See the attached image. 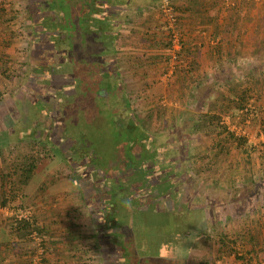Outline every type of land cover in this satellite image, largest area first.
<instances>
[{
    "label": "rangeland",
    "instance_id": "obj_1",
    "mask_svg": "<svg viewBox=\"0 0 264 264\" xmlns=\"http://www.w3.org/2000/svg\"><path fill=\"white\" fill-rule=\"evenodd\" d=\"M120 1L129 7L126 3L116 7V18L109 19L102 29L114 38L112 42L108 40V51L107 43L103 48L96 43L84 44L91 41V31L96 26L94 22L87 25L83 18L90 6L94 9L96 0H0V8L5 11L0 18V237L19 238L15 232L7 231V224L16 219L15 212L31 207L32 221L41 231L38 235L45 250L42 264L46 253L58 247L66 250V255L61 254L59 260L64 264H87L64 260L71 255L86 262L92 260L89 264H128L122 251L117 252L107 238L100 241L101 230L96 226L101 221L100 204L94 195L92 208H87L83 196L87 190L82 187L90 183L88 177L103 178L104 168L96 171L92 162L95 160L103 166L116 148H119L117 159L111 168L115 171L123 167L124 152L121 147H115L117 141L113 142L119 130L109 124L107 114L106 118L95 116L103 127L86 118L84 121L82 111L89 98L76 96L68 100L66 113L55 115L50 109L58 107L65 95L59 73L67 71L63 62L66 45L57 44L51 37L63 36L60 30L69 27L76 35L74 52L78 71L85 65V57L89 66L107 69V76L111 77L108 83H116L121 88L132 113L140 123L147 122L148 133H157L158 142L166 145L164 151L169 155L165 154V158L162 151L157 161H170L175 163L174 170L182 169L180 182L171 192L172 199L162 195L165 191L162 188L158 196L155 187L163 182L157 181L153 171L147 175L150 180L146 184L153 189L138 184L141 211L132 220L139 253L150 259L151 264H264V66L255 69L247 59L237 66L232 62L234 51L225 55L221 45L209 48L212 47L209 41L204 43L199 36L201 32H206V37L218 27L226 28L231 24L227 22L230 11L241 8L244 15L236 21L241 26V35L244 34L240 42H232L230 38L221 41L223 45H237L243 60L249 45L261 43L264 0H249L247 4L241 0H206L205 5L202 0H195L194 12L184 13L179 22L175 15H181L174 7L187 4L186 0ZM105 7L112 14L113 7L109 4ZM168 8L175 17L174 23L164 13ZM59 19L61 29H46L48 21L55 23ZM251 24L258 30L254 31ZM174 34H177L178 46L174 45ZM83 40L86 41L83 43ZM201 42L200 51H196V45ZM190 47L194 50L193 56L185 55L184 51ZM261 51L264 53V49ZM199 55L205 59L202 68L196 62ZM205 73L208 76L202 79ZM42 79L51 82V86L45 87ZM66 89V94H72L69 87ZM242 95L245 97L243 111L236 102ZM146 96L150 99L145 100ZM149 101L152 106L146 108ZM150 111L153 116L147 119ZM218 126L226 127L236 138L243 137L245 144H234L222 134L216 138V143L221 145L218 150L210 144ZM80 136L85 140L77 146L95 148L99 156L94 159L91 153L85 157L79 155L82 161L76 164L59 148L64 147V141ZM39 142L47 145L49 163L43 167L39 161L37 172L25 184L20 181L17 167L31 151L38 149ZM51 148L56 150V156ZM166 171L157 174L159 178L167 177ZM12 192L14 199L8 197V203L2 206L3 197ZM128 192L135 194L134 190ZM48 203L52 209H47ZM41 206L46 208L41 210ZM49 211L55 219L46 225L49 231L45 234L44 223ZM38 213L42 214L41 219ZM108 230L105 228L101 237ZM30 236H20L22 242L16 247L20 251L26 249L24 253L32 259L37 242ZM48 236L53 240L48 241ZM130 262L145 264V259L137 262L133 255Z\"/></svg>",
    "mask_w": 264,
    "mask_h": 264
},
{
    "label": "trees",
    "instance_id": "obj_2",
    "mask_svg": "<svg viewBox=\"0 0 264 264\" xmlns=\"http://www.w3.org/2000/svg\"><path fill=\"white\" fill-rule=\"evenodd\" d=\"M186 1H187V4H182L180 7L179 6L174 7V11L177 13H180V15H181V16H176L177 14L175 15L176 22H179L181 20V17L185 16L184 13L189 14V13L194 12V10H195V9H193V5H194L193 3H195L196 1L195 0H186ZM218 1H220V0H217L216 2H218ZM224 1H226V0H224ZM237 1L238 0H234V2H237ZM248 1L249 0H241V2H243L245 4H247ZM205 2H207V1L202 0L203 5H205ZM221 2H223V0ZM125 3L126 2L122 3L120 0H116V1L96 0V3H95L96 6H94V9L92 8V6H90L89 7V13L85 14V16L83 18L84 19L83 21L85 23L87 22L86 23L87 25H90V22H94L96 27L93 26V29L91 31L92 32L91 33L92 34L91 41L88 43H84L86 40H83V43L85 45H88L89 43H90L89 45H94L96 43V44L102 46V48L107 43V48H105V49H108V51H109L108 42L113 40L114 38L107 36V34H105L104 31H102V29H104L103 25L109 19L116 18L115 15H116L117 8H119L120 6H124ZM104 4L105 5L109 4V6L113 7L112 14H110L106 11V7ZM231 4L233 5L232 2H231ZM129 5H130V3H129ZM126 6H128L127 3H126ZM226 6H227V4H226ZM0 9H1L0 12L2 13V14H0V18H2L4 16L3 14L5 13V11H4L3 7ZM91 15L93 17L90 19ZM242 15H244V11L241 8L236 7V9L235 8L232 9V11H230V13L228 15L229 20H227V22L231 23V24L226 23V24H228L227 27L225 26L227 29L223 28V26H222V28L218 27L215 31L210 32L209 35H207L206 37H204L206 35V32H201L199 34V36L201 38L200 41H202L204 43L206 41H209V44L212 45V47L214 46L215 48L219 47L218 45L221 44V40L222 41L228 40V38H230V40L232 42H237V43L240 42V40L244 34L241 35V33H240L241 26L236 25V21H240L242 19ZM263 18H264V12H263ZM209 21H211V20L209 19ZM61 22H62L61 20L58 22H55V23H54V20L48 21L49 25L45 24V26L47 27L46 29L51 30V27H52L54 29V31H56L60 27ZM251 25L255 27L254 31L258 30V27L255 26V24H251ZM176 26L178 27L179 25L176 24ZM60 29H61V27H60ZM73 31H72V29H69V27H67L65 29V31L63 29H61L59 32L63 36H61L60 34L59 35H53L52 34L53 36L51 35L53 37V38L51 37V39H54L57 42V44L59 42H60L59 44H61V42H64L66 45V48H65L66 50L64 51L65 55L63 56V58H64L63 62L67 66L66 67L67 71L59 73V76L61 78H63L64 84L62 86L63 87L62 90L65 93V95H64V97H62L60 99V104H58V107L55 106V107L50 108V109L54 112L55 115L60 114L59 112L62 113V111L66 113L67 110L65 109V105H67L68 102H70L72 100V98H74L76 96H78V97L80 96L81 98H89L90 99L88 101L89 103L86 102L87 104H84V110L82 111L85 115V117H83L84 121H86V119H87V121L92 120L93 122H95L94 125L97 124L96 125L97 127H103L101 124L96 122L95 116L106 118L105 114H107V116L110 117V118L108 117L109 124L113 125V127L115 129L117 128L119 130V131H117L118 132V134L116 135L117 138L115 136L113 137V142L117 141L115 143V145H116L115 147H118V146L121 147L122 151L124 152L123 153L124 159L127 160L128 164L131 165V164H133V162L137 163V168L134 164H133L134 168L133 167L132 168L134 170L133 171L134 174L139 173L140 176L139 177H135V176L131 177L129 182L133 183V184L130 185V191H133V190L135 191L138 187V184H140L141 186H145L149 190L153 189V187L151 188V186L146 185L150 180L147 178V175L153 171L154 173H156V177L158 178L157 181L163 182L162 185H160L159 187L156 185H155L156 187L154 186L155 191L158 192V196L161 194V188H162L165 190L162 195H165V196L168 195V197L172 199L173 195L171 194V192L173 193V190H175L178 183L180 182L178 180V178L182 173V169L178 168V169L174 170V167H175L174 164L175 163H172L170 161H162V160L157 161V158H159L158 156L160 153H162V151L164 152L163 156L165 158H167L166 155H169L168 153H166L167 151H164L166 145L158 142L159 141V135L157 133L156 134L155 133L154 134L148 133V126H146L147 122L141 121V123H140V120L137 118V116L132 113L131 107L128 104L129 100H128V98L127 99L125 98V93L121 90V88L118 87V85H116V83H113V85L108 83V81L111 79V77H110V75L107 76V73H106L107 69H105L101 66H100L101 68H99V69L94 68V66H89L88 65V59L85 57V59L83 58V61L85 60L83 62L85 65L81 71H78V68H76V60H75V52H74V50H75L74 44H75V40H76V39H74V37L76 35ZM215 40H217L216 43L213 42L215 45L211 44L212 41H215ZM202 42L200 44L196 45V48H195L196 51H200ZM181 45H183V44H181ZM191 50H192V47L186 49V51H184V52H186L185 55L188 56L191 54L193 56L194 50H192V52H191ZM182 54L184 55L183 51H182ZM99 57H101L102 59L104 58L103 56H99ZM92 58H94V57H92ZM190 61L192 62L193 60L191 59ZM98 78H101V79H98ZM204 78H205V76H204ZM66 87H67L66 90H68V87H69L70 88L69 90L73 91L72 94H69V93L66 94V92H65ZM55 91L59 92V89H56ZM0 95H1V93H0ZM89 95H90V97H89ZM60 96H62V94H60ZM147 99H150V98L148 96H146L145 100H147ZM68 100H70V101H68ZM246 100H247V98H246ZM236 102H237L238 108H240V110L243 111L245 108L244 103H243V102H245V97H243V95L238 97ZM42 104L44 106L46 105V103H42ZM89 104L91 106L88 107ZM112 105L115 106L114 109H112V107H113ZM122 105H125V106H122ZM110 106H112V107H110ZM121 106H122V108H121ZM145 106H146V108L152 106V102L149 101L148 104L146 102ZM245 111L247 112L248 110H245ZM86 114H88L87 116H90V118H88L86 116ZM121 114H123V116ZM151 114H152V112L150 111L147 119H149L153 116ZM66 120H67V118H66ZM93 122H92V124H93ZM99 125H101V126H99ZM65 127H66V122L64 123V128ZM217 128H218V131H217V129H215V131L217 133L215 134V137L211 139L210 144H213L218 150H219V148H221V145H220V143H216L217 142L216 138L218 136L221 137L222 134H224L227 139L228 138L231 139V141L234 142V144H235V142L236 143L240 142L242 144L243 143L245 144V139L243 137L236 138V136H234L233 133L229 132L226 129V127L221 128L220 126H218ZM92 130H94V128ZM92 132H95V130ZM89 133H91V132H89ZM123 134H125L124 139L122 138ZM122 139L124 141H122ZM84 140H85L84 136H80L77 138L71 137L70 141L69 140L64 141V147L63 146H61L60 148H59V146H57V147L60 149V152H62V150L63 151L65 150L66 154L71 156V158L73 159V163H76V164H79L80 159L82 161V158L79 155L85 157V156H88L87 153L88 154L91 153L92 156L94 157V159H95V157L97 158V156H99V155H98V153H96L95 148H93V149L88 148L84 145L81 147L77 146L78 143H83ZM102 141H103V139H102ZM36 144L39 145L40 147L38 146L37 150L34 149L33 151H31V154L28 155L27 158L22 161V164L17 167V169L20 173V176H21L20 181H22L25 184L29 183L32 180L35 173L37 172V168H39V166H38L39 161L41 162L43 167L49 163V158H48V151L49 150L46 147L47 146L46 143L39 142ZM102 146L103 145H101L100 150H102V148H103ZM232 146H233V144H231V147ZM240 146H242V145L240 144ZM118 149L116 148L113 150L112 154L109 155L108 160L114 161L117 159V158H115V155L117 154ZM51 152H53L52 153L53 156H56V153H55L56 150L55 149L51 148ZM217 153L214 154V156H217ZM134 155L135 156L138 155V157H140V159L133 158ZM108 160H106V161H108ZM149 162L151 163V165H148V164H150ZM158 162H162V163H158ZM138 163L140 164L139 167H138ZM85 164L86 163H84V165ZM87 165L88 164H86L85 166H87ZM103 166H104V164H103ZM103 166L100 165V163L95 162V160L92 162V167H94L98 171H100ZM157 168L159 171H156ZM162 170H167L166 171L167 177H160L159 178V175H157V174H161ZM174 179H177V182H174L173 181ZM87 180H89L90 184H92V182H93L94 183L93 187H95V182H96L95 180L91 179L90 177H88ZM97 180L99 181V177L97 178ZM84 186L85 185H83V187ZM111 186H112V188L109 189V191H107V194H108L107 196L108 197L110 196V200H108L109 207L106 208V212L109 210L111 212L109 218L112 221H115V224L113 226V229L115 230L114 235L116 234L117 236L122 237V238L130 237L132 240V243L134 244L131 257L134 255V259L137 262L140 261L141 258H143V259H145V264H148V263H150L149 262L150 259L144 258L143 257L144 255L139 253V250H138L139 247L136 245V240L134 238L135 237L134 236L135 235V232H134L135 226L133 225L132 218H133L134 214L141 211L138 207L139 204L135 203V201H133L130 198L132 195H130V196L119 195L120 192L115 187V185H111ZM166 192H167V194H166ZM12 194L14 195V193L12 192V193L5 195L3 197L2 201H1L2 206H6V204L8 203L7 200L9 198L14 199ZM110 205H112L114 207L115 212H112V210H111L112 207H110ZM100 214H101V216L105 215L104 213H101V212H100ZM9 222L10 223L7 224V226H8L7 231L9 230V232H15L16 235L19 237L20 236L26 237V236H28V234H31L33 231L37 232V234H39L41 232L38 228L35 227L34 224H30L29 221L12 219V221H9ZM155 234L156 233H154V235ZM40 240L42 242V239H40ZM130 244H127L126 246L122 245L123 249L129 250V246H131ZM124 256H126L125 253H124ZM131 257H129L128 260L126 261L129 264H131V262H130ZM151 257H153V256H151ZM203 264H208V263L205 262Z\"/></svg>",
    "mask_w": 264,
    "mask_h": 264
},
{
    "label": "flooded vegetation",
    "instance_id": "obj_3",
    "mask_svg": "<svg viewBox=\"0 0 264 264\" xmlns=\"http://www.w3.org/2000/svg\"><path fill=\"white\" fill-rule=\"evenodd\" d=\"M44 83H46L45 80L47 79H42ZM50 83V84H49ZM49 83H46L45 87H49L51 86V82ZM47 87V88H48ZM135 159H140V157H136ZM106 163H104V166L102 168L103 171H102V175H103V178H100L99 177V181L96 179L95 181H97V184L95 182V189H90V191L94 192V193H90V191H88V188H90V186H94V183L92 182V184H85L84 183V191L86 192H83V196L85 198V200L87 201L85 203L86 207L90 209L92 208V204L90 205L91 202H93V200H95L93 197L94 195H97V198L99 201V212L101 213H104L105 215L101 216V221L100 222H97L98 224H96V226L99 228V230H101L99 232V238H101L100 241H102V238L105 237L108 239L107 242H109V244H112L113 245V248H115V250L117 251L119 249V251L121 250L122 253H123V258L124 260H128L129 257H131V254H132V249L134 247V244L132 243V240L130 237H125V238H122V237H119L117 236L116 234L114 235V229H113V226L115 224V221H112L109 217H110V211L108 210L106 212V208L109 207V203H108V200H110V196L108 197L107 195V191H109V189L112 188L111 185H115V187L119 190V195H125V196H130L132 195L130 198L135 201V203H138L140 201L139 197L137 196V194L139 193V191L137 192L138 190V187L137 189L135 190V194L134 193H130L128 191H130V185L133 184V183H130V179L131 177H139L140 174L137 173V174H134V170H133V164L136 166L137 168V163L133 162V164H128L127 160L125 159L124 161V164L122 168H117L115 169V171L112 170L111 168V164L113 161L111 160H108V161H105ZM116 164V163H115ZM139 163H138V167H139ZM133 167V168H132ZM102 170V169H101ZM101 170L99 172H101ZM98 171V170H96ZM98 175H100L98 173ZM101 175V176H102ZM139 179V178H138ZM83 185V184H82ZM83 187V186H82ZM99 187V188H98ZM110 202V201H109ZM111 204V203H110ZM111 210L112 212H115L114 210V207L112 205H110ZM94 211H96V209H93ZM95 214V213H93ZM101 215V214H100ZM117 215V214H116ZM115 215V216H116ZM96 215H94L95 217ZM96 220H94L95 222ZM96 223V222H95ZM99 225L101 227H99ZM110 230H108V234L107 235H104L101 237V234L102 232H104V229L107 228ZM104 228V229H103ZM135 238V237H134ZM131 243V244H130ZM127 244H130L131 246H129V250H124L122 245L123 246H126ZM118 252V251H117ZM124 253L126 254V256H124ZM129 264V263H128ZM134 264V263H133Z\"/></svg>",
    "mask_w": 264,
    "mask_h": 264
},
{
    "label": "crops",
    "instance_id": "obj_4",
    "mask_svg": "<svg viewBox=\"0 0 264 264\" xmlns=\"http://www.w3.org/2000/svg\"><path fill=\"white\" fill-rule=\"evenodd\" d=\"M263 33H264V28H262V30H261V37H262L261 38V43L259 41L258 42V46L249 45L250 49L247 51V56H243V60H242V55L239 52V49H237V45H236V47H234L232 45V43H231L230 46H228V45H223V43L221 41V44H220L221 45L220 46L221 47V52L226 55V54L232 53V51H234V53H232L231 57H233V58L236 57L235 60H233V58H232V62L235 65H237V66H239L240 63L243 62L245 59H247L249 63L252 62L253 64H250V66H252V65L256 66L255 69L257 67H259V66H264V64H263L264 63V53L261 51V50L264 49ZM252 41L256 42L255 37H252ZM211 44H213V43H211ZM209 48H213V47H209ZM257 51H259V52H257ZM203 54H204V51H203ZM206 55H205V58H206ZM262 55H263V59L261 60ZM226 57L231 59L230 56H225V58ZM202 60H203V62H205L204 56L201 57V55H199V57H197V61L196 62L198 64H200L201 68H202V66L204 64V63H202ZM204 76H205V78H203ZM206 76H208L207 73H205V75L202 74V79H206ZM47 207H48L47 209H52V206H51L50 203L47 204ZM39 208L41 210H43L46 207H42L41 206ZM52 211H54V210H52ZM48 215H49V218L46 220V222L44 221L45 222L44 225H45V228H46L45 229V234L49 231L48 228L46 227V225L48 226L50 221L55 219V216H52L53 215L52 212L48 213ZM57 215H59V214L57 213ZM41 216H42V214L38 213V219L39 218L41 219ZM43 231H44V229H43ZM19 238L16 237V236H11V235H7L6 237H3V238L0 237V264H30L31 256L27 255L26 252L24 253V250H26V249H23V251L17 250L18 247H16V246L19 245L18 243L22 242V240H20ZM47 238H48V241L53 240V238L49 239V236ZM24 245L27 247L26 244H24ZM11 248H12V251H11ZM70 250H72V249H70ZM55 251H57V252L59 251V252L58 253H54ZM65 251L66 250L63 249L62 247H58V249L56 248L54 251H51V250L48 251L46 253L45 264H64L62 261H59V260L61 259L60 258L61 254L62 255H66ZM80 256H82V255H80ZM80 258L81 257H77L76 255L75 256L71 255L69 257H66L64 260L67 259V261H69V262L72 261V260H78L80 263H87V264L91 263V261H92V260H90V261L86 262V261H83V259H80Z\"/></svg>",
    "mask_w": 264,
    "mask_h": 264
},
{
    "label": "built area",
    "instance_id": "obj_5",
    "mask_svg": "<svg viewBox=\"0 0 264 264\" xmlns=\"http://www.w3.org/2000/svg\"><path fill=\"white\" fill-rule=\"evenodd\" d=\"M166 4H167V2L162 5V8L166 7L165 6ZM164 13H165V15H167L169 17V22L170 23H174L175 22V17L172 16L171 11H170L169 8L168 9H164ZM173 37H174V41H173L174 42V45L175 46H178L177 43H176L177 42L176 41L177 34H174ZM10 213L13 214L12 211ZM32 215H33V210H32L31 207H26L23 210H20L18 212H15V218L17 220L29 221L30 224H33ZM30 237L33 240L35 239L36 242H37V244H36V252H35V255L32 257L30 264H42V262H43V256H44V251L45 250H44V247L41 244L40 237L37 234V232H35V231H33L31 233V236Z\"/></svg>",
    "mask_w": 264,
    "mask_h": 264
}]
</instances>
